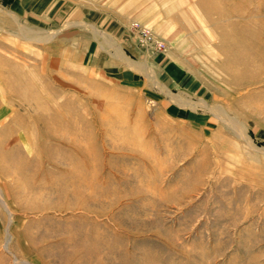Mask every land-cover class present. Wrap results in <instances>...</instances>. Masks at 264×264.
<instances>
[{"label": "rangeland", "instance_id": "1", "mask_svg": "<svg viewBox=\"0 0 264 264\" xmlns=\"http://www.w3.org/2000/svg\"><path fill=\"white\" fill-rule=\"evenodd\" d=\"M0 19V264H264V0Z\"/></svg>", "mask_w": 264, "mask_h": 264}, {"label": "built area", "instance_id": "2", "mask_svg": "<svg viewBox=\"0 0 264 264\" xmlns=\"http://www.w3.org/2000/svg\"><path fill=\"white\" fill-rule=\"evenodd\" d=\"M131 27L140 34L139 36L144 44L152 46L158 51H163L165 49L166 43L162 39L158 38L147 26L139 22H134Z\"/></svg>", "mask_w": 264, "mask_h": 264}, {"label": "crops", "instance_id": "3", "mask_svg": "<svg viewBox=\"0 0 264 264\" xmlns=\"http://www.w3.org/2000/svg\"><path fill=\"white\" fill-rule=\"evenodd\" d=\"M4 17V16H3ZM1 20V19H0ZM5 27H3L1 24H0V33H3L4 31H5ZM15 29H13V31H14ZM12 31V32H13ZM11 32V33H12ZM13 36V35H12ZM14 37V36H13ZM2 40H0V48H2V49H4V42L2 41ZM2 51V50H1ZM3 58H5V56L2 54V52H0V59H3ZM0 67H1V63H0Z\"/></svg>", "mask_w": 264, "mask_h": 264}, {"label": "bare ground", "instance_id": "4", "mask_svg": "<svg viewBox=\"0 0 264 264\" xmlns=\"http://www.w3.org/2000/svg\"><path fill=\"white\" fill-rule=\"evenodd\" d=\"M149 28V27H148ZM149 29H151V28H149ZM152 30V29H151ZM153 31V30H152Z\"/></svg>", "mask_w": 264, "mask_h": 264}]
</instances>
